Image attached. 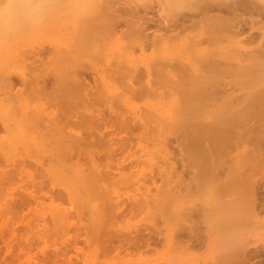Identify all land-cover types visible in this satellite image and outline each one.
<instances>
[{"label":"rangeland","instance_id":"374dc122","mask_svg":"<svg viewBox=\"0 0 264 264\" xmlns=\"http://www.w3.org/2000/svg\"><path fill=\"white\" fill-rule=\"evenodd\" d=\"M161 1L162 0H0V264H43L47 256H51L54 252L64 253V249L66 250L65 252L68 253L66 256L70 255L71 261H74V264H167L169 261L172 262L174 258H178L177 260L182 258L177 261L176 264H224L226 260L224 255L227 253V251L225 252L227 249L224 245V234L231 227L230 225L234 226L235 223L228 224L229 228L223 226L219 230L214 228L212 232L209 230L210 235H212V243L208 250L198 251L192 249L185 251L181 249L180 246L176 245L167 248L158 246L157 251H150V253L143 252L141 254L135 252L132 256L130 255L131 258L129 259L127 257L130 256H125L121 259L116 257L115 259L113 252L101 254L96 251L97 245L100 246L99 243L101 242H99L100 238L97 235L100 227L101 229L103 228V231L100 230L99 234L102 235L103 233L104 235H110L113 233L115 234L117 231L133 233L138 229L149 226L153 220H160V226L164 225L162 224L163 218L161 216L166 214L160 212V210L159 212L162 214H159V212L157 214L155 211L150 212V215H152V213L153 215L149 216V214L146 215L145 212H137L136 215L134 214L133 216L116 219L113 217L115 214L114 209H109H111L110 206L114 205L112 204L114 200L121 201V203H130L129 201L133 203L135 200L132 201V196H135L136 201L140 198L139 196H142L144 193L142 190L145 189L141 190L140 188L137 189V187H141V185L143 187L142 182H147V185L150 186V177L156 173L158 174L161 167L163 168L168 165V162L166 164L164 158L166 156V150L152 147V143L144 149L135 148L132 153L127 156L126 152L117 151L112 155L109 154L110 152L106 148L102 147L103 149H101L95 146L97 149H100L99 165H97L96 168L100 174H103L102 183L105 185V190H107L105 191L103 188H99L97 185L98 183L92 180L94 178H90L92 174L94 175L95 172L96 174L99 172L95 170L93 173V168L87 165L88 163L83 158L78 161H74V158L72 161L65 158V160H67L65 162V160L61 158L65 153L63 152L64 154H62L63 150L61 148L62 151L58 150L59 144H55L56 139H58L57 136L61 135V133L59 134V132H56L58 128L61 131H65L64 135H67L66 133L69 134L71 131L84 133L87 130L89 131V122H87L89 117L92 118L96 114H98V117H109V115H111V109L123 116L131 117L133 113L142 112L143 114L144 112V114H146L149 109L152 111V108L160 106L162 107V112L163 110H165L166 113L169 111L167 114L165 112L162 113L163 115L161 114V117L165 116L163 119H166L167 116H170L168 114H170V112L172 113L175 109L174 106L177 109V105L179 106L181 104L179 108L182 107L183 100L181 101L179 99L184 95L183 91L178 89L183 93H181V97H179V91L173 92V88H168L169 84L165 82L167 78H165V80L163 77L164 81L161 82L162 80L160 81V78L162 77L159 76L160 74L154 73V71L157 70V66L153 63L157 57H171L175 53L181 52L180 50L183 48V50H185V48L196 39L195 35L199 31V27L195 26L184 29L175 36H170L172 32H169L167 33L168 36L166 39L161 43H158L156 46L154 45V47L148 46L143 52L138 48V43L141 40L139 36L132 33L126 34L127 32L123 34L124 31L123 33L121 32L127 28L124 22L120 23L116 28L111 27V24L114 23L116 19L114 14L116 10H119L127 19H130V15L135 11L139 14L145 12L149 13L150 16H153L154 21H157L156 23L151 22L150 24V29L153 30L157 27H162L161 25L155 26V24H159L160 22L165 26L178 22L177 16L181 13H185L188 8V0H177L179 3L174 0L176 4L172 7H169L165 2L163 7L159 6L161 5ZM224 2L240 6L239 20L247 23L243 25V33L231 35L232 32L236 31L237 22L236 19L230 21L229 25L224 29L222 42L218 43V46L216 45L215 47L219 48V46H221V48H224L223 50L228 53H232L235 49H239L242 54H245L244 56L242 55L243 59L241 58L242 60H240L241 64H250L252 62L250 58L252 54H254L257 44L264 41V18H259L256 14L254 15L257 9L264 10V0H224ZM69 7L79 10L88 9L87 11H89V9H91V11L92 9L95 11L101 9L103 13L99 15L100 18H95L96 21L91 29H83V34H81V28L85 26H80V22H75L67 17H61L54 21L42 20V15L45 13L47 14L55 9ZM30 9L34 14L31 12L29 16L28 10ZM225 16L231 19V15ZM255 16L258 22H255V27L251 30L248 27V21L250 18H255ZM202 24L201 22L200 25ZM89 30L93 32H89ZM162 30L164 29L162 28ZM250 33L255 36L251 43L246 41V37ZM79 43H85L86 48H77L74 51H72L73 49L70 51L67 50L68 47H76L72 44L77 45ZM186 50L188 51L181 53L185 57H188V55L191 54H188V52L191 51L187 48ZM237 51H235V53ZM228 61V59L227 61L224 60V78L222 77L224 79V90L222 89L223 86L221 87L224 93L222 91L220 92L223 94L218 92L220 90L219 88L218 90L215 89L214 92L220 95V98L222 95L224 96V104H222L224 108H222L221 101L219 102L221 106H217L224 110V154L217 158L220 159L223 157L222 159L219 161L216 160L218 163L215 164L219 165L216 166L214 164L216 170L222 169V172L210 174L208 176V182L215 188L224 185L221 187L223 191H221V194H224H220L221 197H224H222V200H224V209L219 208V211H215V216H218L219 212V216L224 215V218L228 217L227 214L230 216H234L235 214L239 216L241 214V217H246L244 213L248 214L246 218L242 219L246 222L241 223L240 226L243 225L245 233L249 232L250 234H247V236L244 235L243 237L245 239L249 237L247 241H249L250 244L252 243V246L262 247V244H264V221H262L264 213L262 212L264 211L261 212V210L258 209L257 202L253 203L256 199L253 201L250 200V198L254 193L258 195V191L264 190V187H262V183H264V142H262L264 138L262 137L264 136L261 137V135H264V133H262V131H264V115L259 113L262 116H258L256 112V116L253 117V119L251 117L249 120L250 108L252 109V107H248L250 110L249 116L245 115V117H243L244 113L242 110L244 109V102L246 99L248 100V94H244L245 88L247 86H254L255 89L259 90L264 88V74L257 77V73L255 74L252 71L242 72L233 66V64H235L234 62L232 65L230 63L229 66ZM145 64H147L151 71L150 74L152 77L150 76L149 78H155V80L158 79L161 82L159 84V81L156 80L158 82L157 90L160 92V97H155L156 95L152 93L149 94V92L140 97L131 96V94H129L130 85H128L126 81L128 78L124 76L125 72L120 76L121 79L113 80L117 69H123L126 72L137 69L143 73L145 72ZM68 65H72L73 67L76 66L74 68H85L84 70H87L91 86L87 100H85L84 92H80L79 97L78 94L71 93L67 98L63 95L65 93L62 91L59 92L60 90H58L56 93L57 95H55L53 92L56 91L55 88L58 87L57 85L51 86L47 84L46 93L42 91L41 88H43V84L41 79L43 77L46 78L47 75L65 70ZM171 73L179 74L176 70ZM6 74L13 75L11 81L5 80L4 76ZM154 75L157 78L154 77ZM255 75L256 77H254ZM122 77H124V80ZM218 77L220 78L221 76L218 75ZM110 78L111 81H109ZM219 78L217 79L216 76L217 80H219ZM93 79H96L95 82ZM120 80H122V82ZM219 82H221V80H219ZM221 83L223 84V82ZM154 84L155 83H153V86H155ZM222 84L218 85L221 86ZM218 85L217 87H219ZM248 87L247 93L251 92L248 90L251 87ZM60 88L62 90L64 85H60ZM170 88L173 90L171 91ZM51 90L52 93L49 94ZM167 92H169V94ZM216 96L214 97L213 94L214 98L212 99H215ZM218 98L215 100L217 101ZM66 99L70 101L68 107H65L64 101ZM182 99H184V97ZM177 101H181V103ZM209 103L207 102L206 104L210 105ZM215 103H213V107L215 106L214 109L218 111L216 112L215 110V112L218 114L221 110L216 108V105H219V103L216 105ZM247 104L245 103L244 106ZM210 107V110H213L212 105ZM256 109L253 112H255ZM177 110L180 111L179 109ZM189 112L191 113V110ZM212 112L216 115L214 110ZM244 112H246V108ZM150 113L147 114L150 115ZM182 114L185 113L182 112ZM47 115L50 116L49 120H46ZM175 116L178 117L177 112ZM239 117H248V119L242 120L241 118L239 119ZM99 127H101V125ZM55 128L57 129L54 130ZM52 130L58 134H54ZM38 131H40V133ZM30 135L37 136L34 141H43L42 144L37 142L41 144V146L34 147L33 143H30ZM165 135L172 140L171 142L169 141L170 139L168 140L162 135V137L166 138V141L168 140V142L171 143L167 142V144H170L167 146L169 149L168 152H171L172 155L177 154L178 156L179 150L177 149H179V145L177 146V143L175 144L176 141L173 140L172 135ZM259 135L262 139L259 138ZM50 136L53 137V139L55 137L57 138L53 142ZM142 140L145 142V139ZM163 141H165V139ZM58 142H60L59 139ZM178 143L180 144L179 140ZM51 145L53 146V150L50 148ZM58 152H61L62 156ZM64 156L66 157V155ZM176 160L177 164L178 157ZM130 164L133 166L131 169L129 168ZM167 167L168 166H166V168ZM46 168L50 169L49 175L46 173L48 170L45 171ZM175 168L176 170L173 172H178L176 175L182 172L184 168L183 173L185 177L188 176V179L185 178L187 180H190L189 176H193L192 174H194L188 167H186V171L180 161ZM84 172L87 175H85ZM118 172H123L124 175H122V173V176H116ZM50 173L56 176L55 181ZM81 173L85 176L82 175L81 177L83 178L77 180L78 175ZM41 175L49 178H45L48 183H45L46 181L43 179L44 183L42 184L45 185L43 186L41 184L42 187L41 185H37L39 180V183L42 182L41 179L43 177ZM52 178L53 184L51 182ZM170 178H172L171 181L173 182H179L175 174ZM90 179L93 181L92 183H89L88 180ZM47 184L52 185L50 186ZM67 190L69 194L66 192ZM100 190H104L105 193L102 195V193H99L101 192ZM148 190L151 192H148L151 195V190H154V187L150 186ZM153 192L155 193V190ZM67 194L70 195V197H68ZM106 194L112 197H107ZM256 195L254 197H258ZM181 197L182 196L178 198L176 203L170 205L167 212L169 220L166 219L167 217H164L166 220L163 219L167 221L166 223L168 226L166 225V227L170 230L174 229L175 231V229L180 226L178 222L179 219L186 217L185 212L190 211L192 214L191 220L196 221V227H199L203 234L202 237H204L205 225L201 220L194 217L195 213L192 212V210H194L193 206L197 204L196 199L189 195H185V198ZM241 197L243 199H241ZM110 198L113 199L111 200ZM139 200H141V198ZM193 203L195 204L193 205ZM227 203H230L231 206L227 205ZM251 203L256 206H252ZM103 207L106 209L103 210ZM62 208L69 210V214H66L68 218L66 215L63 216L64 213ZM96 209L100 210L98 214L96 213ZM178 209H183L184 211L181 210L182 212H180ZM60 210L63 214H60ZM182 213L184 216L181 215ZM255 213H257V215ZM154 215L158 218L156 219ZM101 216H107L110 220L107 217L108 220L106 218L102 220L100 218ZM257 220L262 222H260L261 225ZM255 221L258 223L257 225H255ZM251 227H256L258 230H253ZM87 232L88 234L90 233L89 235L96 234L95 236H97L99 240L97 241V239H93L92 236H88V239L91 237V241H83ZM171 232H173V230H171ZM76 234L79 235L80 238L75 242L73 237ZM220 241L222 244H220ZM87 242L88 244H86ZM113 244L116 243L114 242ZM76 248H82L80 253H77ZM43 253H45L46 256H43ZM64 259L59 260L58 258L55 264H64ZM67 261L66 264L68 263ZM170 262L168 264H170ZM45 264H51V262H46Z\"/></svg>","mask_w":264,"mask_h":264},{"label":"bare ground","instance_id":"6f19581e","mask_svg":"<svg viewBox=\"0 0 264 264\" xmlns=\"http://www.w3.org/2000/svg\"><path fill=\"white\" fill-rule=\"evenodd\" d=\"M176 1H174V0H162L160 2L161 5H159V6L163 7L164 2H165L168 4L169 7H172L173 5L176 4ZM177 3H179V1H177ZM187 7L188 8H187V11L185 13H181L177 16L178 22H175L169 26H165L163 23L160 22L159 24H155V26L161 25L162 27H160V28L157 27L153 30L150 29V24H151V22L156 23L157 21H154L153 16H150L149 13H147V12H145L143 14H139L138 12L135 11L130 15L131 18L127 19L121 14V12L119 10L118 11L116 10V11H114L116 19L114 20V23L111 24L112 25L111 27L116 28L120 25V23L124 22V24L127 26V28L125 30H122V31L119 30V31H121L122 33L124 31L123 34H125V32H127L126 34L132 33V34H135L136 36H139L141 38V40L138 43V48L141 52H143L145 50V48L148 46L154 47V45L156 46L158 43H161L164 39H166V37L168 36L167 33H169V32H172V34L170 36H175V35H178L184 29H187L190 27H195V26L199 27V31L195 35L196 39H194L192 44H190L188 47H186L187 49H189L191 51V52H188V54L191 53L190 54L191 57H190V55H188V57H185L184 55H182L181 52L185 53L188 51V50H186V48H185L186 51L183 50L184 49L183 48L182 49L183 51L180 50L181 52L175 53L171 57L165 58V57L161 56V57L156 58L154 56L156 59H155L153 64L157 66V70L154 71V73L160 74L159 76L162 77V78L159 77L160 81L161 80H162L161 82L164 81L163 77H164V79L167 78L168 81L165 79L166 80L165 82H167V84H169L168 88L169 87L173 88L174 89L173 92L179 91L180 92V93L178 92L179 95L182 93L181 90L184 93V95H182V97H181V95L179 96V97H181L179 100H181V101L183 100L182 101V103H183L182 107L179 108V106H181V104L179 106L177 105L178 103L176 104L178 107L177 109H179L180 111H178L176 109V107L174 106L175 109L172 111V113L170 112V114H168L171 117L167 116L166 119H163V118H165V116L161 117V114L163 112H165V110H163V112H162L161 111L162 107H160V106L152 108V111L149 109L148 110L149 112L147 111V113H150V111H151L150 115L147 113L144 114V112L142 114V112H141V113H133V115L131 117L123 116L122 114H119L115 110L111 109L110 110L111 115H109V117H106V118H104L103 116L98 117V114L94 115L92 118L89 117L87 119V122H89V131L87 130L84 133L79 132V131L78 132L77 131H75V132L71 131L72 133L69 132V134L66 133L67 135H64L65 131L62 130L63 131V133H62V131L59 130V128L58 129L55 128L54 130L57 129L56 132H59V134L61 133L60 136L59 135L57 136L60 142H58V139H56L57 137H55V136L58 133H56L54 130H52V131H54V134L56 133V135L54 136L55 138L53 139V137H51V136L50 137L53 140V142L56 139L57 142L55 141V144L56 143L59 144V147L57 146L58 150L59 151L63 150L62 154L65 153L64 155H66V157L64 155L62 156L61 152H58L62 156L61 158H63V160H65V158H67V160L70 159L72 161V159L74 158V161H78L79 159L83 158L88 163L87 165H89L91 168H93V170H92L93 173L95 170L97 172H99L96 167H97V165H99L98 160L100 159V157H99V152H100L99 150L100 149H97V148L103 149L102 147H104L107 150H109V152H110L109 154H112V155H114L115 152H117V151L126 152L127 156H129L135 148L144 149L147 146H150V144H152V143H153L152 147L163 148L166 150V156L164 158H165L166 164L168 162V165H166L168 167L167 168H166V166L163 168L161 167L158 174L156 173L155 175H152L150 177V180H149L150 186L154 187L155 193L153 192L154 190H151L152 194L150 195L151 192L148 190V187H150V186L147 185V182H144V183L142 182L144 188L142 187V185H141V187H139V186L137 187V189L138 188H140L141 190L145 189V190H142V191H144V193L141 191L145 195H143L142 193H140V194H142V196L138 195L141 198V200H139L140 198L138 196L137 197L139 199H137V201L135 199V196L134 197L132 196V198H133L132 201L135 200L133 203L131 201H129L130 203H127V202L121 203V201L119 202L117 200L116 201L114 200V203H112L114 205L110 206L111 209H109V210L114 209L115 214L113 217L116 219L129 217L131 215L133 216L134 214L136 215L137 212H141V213L145 212L146 215L149 214V216H152L153 213H152V215H150V212L156 211L158 214L159 210H160V212L166 214V215H162V216L159 215V216H161L163 219H165L164 217H167L166 219H168L169 215H167V212L169 210L170 205L176 203L178 198H180V196H182L181 198H185L184 197L185 195H189L190 197H193L196 199L197 204L195 206L194 205L195 203H193L194 210H192V212L195 213L194 217L201 220L202 223L205 225L204 233L206 236L204 235V237H202L203 234L201 233V230L199 229V227H196V221L191 220L192 214L190 211H188V212H185L186 217L179 219L178 222L180 223L179 224L180 226H178L177 229H175V231H174V229H171V230H173V232H171V230L166 227V225L168 226V224L166 223L167 221H165L166 219L165 220L162 219V224H164L162 226H160L161 225V223L159 222L160 220H157V221L153 220V222L150 223L149 226L146 225L147 227L142 228V229H138L137 231H134L133 233H130V232L127 233V232H122V231L116 232L115 231L116 232L115 234L113 233L110 235H104L102 233V235H101L99 233H100V230L103 231L102 230L103 228L101 229V227H100L98 234H97L98 237L100 238V240L97 236H95L96 234L94 235L92 233L94 235L93 236V235H89L90 233L88 234V232H87L88 235L87 234L85 235V237L83 238V241L90 242L91 237H90V239H88V236H92L93 239H97V241L99 240V242L101 241L99 243L100 246L97 245V249H96V251H98L99 253H101V254L108 253L109 254L110 252H113L115 259H116V257L121 259L122 257H125V256H130V255L132 256V254L135 252L141 254L143 252H146V253L149 252L150 253V251L151 252L157 251L158 246H161L163 248H165V247L167 248V247H170L172 245H176V246H180L181 249H183L185 251L186 250L187 251L192 250V249H196L198 251L199 250H208L211 246V243H212V239H211L212 235H210V232L213 231V228L219 230L223 226L228 227L229 226L228 224L235 223L234 226L230 225L231 227L230 228L228 227L229 229L226 227L228 230L225 233L226 235L224 234V245L227 249V250H225V252L227 251V253L224 255V257L226 258V260L224 261V264H264V244H262V247L254 246V245L252 246L251 245L252 243L250 244L249 241H247V239L249 237L246 239L243 237L244 235L247 236V234H250L249 232L245 233L243 225H242L243 227L240 226L241 223L246 222V221H243L242 219L246 218L248 216V214L244 213L246 217H244V216L241 217V214L239 212V214H240L239 216L235 214L236 216L234 215L235 216L234 217V216H230L229 214H227L228 217L224 218V215L219 216L220 215V212H219V215L215 216V213H214L215 211H217L219 208L224 209V206H223L224 200H222L223 196L221 197V195L224 194V193L221 194L223 192L221 187L224 185H221V187L219 186V188H220V190H219L218 187H217L218 188L217 189V188L213 187L212 185H210L208 182V179H209L208 176L210 174H214V172H218V173L222 172V169L216 170V167H214V164L218 163V162H216V160L219 161L223 157H221L220 159H217V158L220 157L222 154H224V110L219 108L222 104H224V96L222 95L224 93L223 92V90H224V86H223L224 85V79H223L224 78V73H223V71H224V60H226V61H227V59L229 60L228 61L229 66H230V63L232 65L234 62L235 64H233V66L235 68L241 70L242 72L252 71L255 74L257 73V77H258L259 75L264 74V41H261L257 44V47L254 50V54H252V57L250 58V59H252V62L250 64L249 63L248 64H241L240 60H242L243 56L245 55V54L241 53V50L235 49V51L239 50L237 52H240L241 56L243 55L242 57L240 56V53H237V52L235 53V51L232 53L229 52L230 53L229 54L228 52L224 51L223 50L224 48H221V46H219V48L215 47L216 45L218 46V43L222 42L223 37H224V29L229 25L230 21H233V19H236L237 24H236V31L232 32L231 35H239V34L244 32L243 25H245L247 22H245V21L241 22V20H239L240 6L235 5V4H230V3L228 4L227 2H224V0H188ZM30 10H28V15L29 14L31 15L32 10L31 11ZM87 10H79L77 8H70V7L69 8L55 9L50 13L48 12L47 14L46 13L43 14L42 20L43 21H54V20L61 18V17H67L70 20H73L75 22H77V21L80 22V26H85V27L81 28V30H82L81 34H83V29L84 30L86 28L91 29V27L94 26V23L96 21L95 18L96 17L100 18L99 15H102V13H103V10L101 11V9H98L96 11L93 9H92V11H91V9H89V11H87ZM32 13L34 14V12H32ZM255 14L259 18H264V10H262V9H257L256 12H254V15ZM225 15H231V19H229ZM201 22L203 23L202 25H200ZM255 22H258L256 16H255V18H250V20L248 21L249 29L252 30L255 27L254 26ZM162 28L164 30H162ZM114 30H116V29H114ZM84 32H87V31H84ZM89 32H93V31L89 30ZM254 38H255L254 34L250 33L246 37V41H249V43H251L254 40ZM72 45L76 46V47H72V46L68 47L67 48L68 51H70L71 49H73L72 51H74L77 48H80V49L86 48L85 43H79L77 45L72 44ZM78 51H81V50H78ZM224 52H226V53H224ZM224 55H225L226 59L224 58ZM74 67H76V66H74ZM74 67L72 65H68V67L65 68V70H63V71L61 70V72L59 71L58 73H55L52 75H47L46 78L43 77L41 79L42 84H43L42 85L43 88H41L42 91H44V93H46L47 84H49L51 86L57 85L58 87L55 88L56 91H54L53 94L57 95L56 94L57 91L60 90L59 92L62 91L63 93H65L63 95H65L68 98L71 93L78 94V97H79V93L84 92L85 100H87V96L89 95L90 89H91L90 82H89L90 78L88 79L89 74H88L87 70H84L85 68L83 69V68H74ZM144 70H145V72L142 73V71H138L137 69L133 70L131 72H126L123 69H117L115 71V74H114L115 77H113V80L114 79L119 80V78L121 79L120 76L123 75V73L125 72L124 76H126V78H128V80H126V81H127V84L130 85V87H129L130 93L129 94H131V96L140 97L144 94L146 95V93L149 92V94L152 93L153 95H156L155 97H160L161 96L160 92H158V90H157V86H158L157 81H159V80L156 79L157 80L156 81L155 78L154 79L149 78L150 76L152 77V75L150 74L151 71L148 68L147 64H145ZM175 70L178 71L179 74L171 73ZM155 75H154V77L157 76V75L156 76ZM218 75L221 76L220 78H222V77L223 78L220 79L218 77ZM165 76H167V77H165ZM216 76H217V79L219 78V80H221V82H223V84L221 82H219V80L216 79ZM254 77H256V75ZM4 78L7 81H11L13 78V75L6 74L4 76ZM122 78L124 80V77H122ZM95 80H94V82H95ZM152 80H154V81H152ZM251 80L254 81L253 79H251ZM109 81H111V78ZM120 81L122 82V80H120ZM160 81H159V84L161 83ZM104 82H105V80H104ZM153 83H155L154 85L156 87L153 86ZM217 83L222 84V85L219 86ZM110 84H111V82H110ZM250 84H251V82H250ZM60 85L61 86L64 85V88H62V90L60 88ZM217 85L219 87H217ZM215 86H216V88H215ZM221 87L223 90L221 89ZM247 87L244 90V94H246V95L248 94V97L246 96L248 98V100L246 99L247 102L243 101L244 102V104H243L244 109L242 111L244 113L243 117H245V115L249 116L248 114H249V111L251 110L250 111V118H249V120H250L251 117L253 119V117L256 116V112L258 113V116L264 115V88H261V90H259V89H255L254 86L253 87L250 86L252 88V90L250 87H248V88H250L248 90H250L251 92L247 93ZM218 88L220 89L218 92H220V91L223 92V93L220 92V93H222L221 98H220V95H217L216 93H214L215 89L218 90ZM173 89H171V91ZM178 89H181V90H178ZM52 90H54V89H52ZM52 90L49 92V94L52 93ZM167 93L169 94V92H167ZM220 93H218V94H220ZM157 94H158V96H157ZM213 94H214V97L217 95L215 99H217L219 97L221 100L219 98H218L219 101L212 99V98H214ZM183 97L185 100L182 99ZM222 98H223V101H222ZM181 101L180 102L177 101V102L181 103ZM209 101H210V103H209ZM220 101L222 102L221 105L219 103ZM64 102H65V107H68V104L70 103V101L68 99H66ZM207 102L210 105L206 104ZM215 102L219 103V105ZM213 103H215V105L217 104L216 108L221 110V112L219 110L220 113L216 114V112H218V111L216 109H214L215 106L213 107V105H214ZM245 103L246 104L248 103V104L246 106H244ZM211 105H212L214 113L216 115L213 114L212 109L210 110ZM217 106H219V107H217ZM249 106L252 107V109L250 108V110H249L248 109ZM222 108H224V106ZM245 108H246V112H244ZM253 108H254V110L257 108L255 112H253L254 111ZM190 110H191V113L189 112ZM215 110H216V112H215ZM176 112H177L178 117L175 116ZM182 112L185 114H182ZM245 113H247V114H245ZM259 113H262V115H260ZM251 114H255V115H251ZM47 116H48V118H47ZM47 116H46V120L47 119L49 120L50 116L49 115H47ZM237 118H238V116H237ZM240 118L241 117H239V119ZM241 119L242 120L248 119V117L241 118ZM81 124H83V123H81ZM100 125H101V127H99ZM52 131H50V132H52ZM38 132L40 133V131H38ZM150 133H151V135H150ZM164 133L167 134V136L169 134L172 135L173 140L176 141V142L174 141L175 144L177 143L176 145L177 146L179 145L178 146L179 149H177V150H179L178 156H177V154L172 155L171 152H168L169 149L167 148V146L171 144L170 142H168V140L170 138L166 137V135ZM262 133H264V131H262ZM46 134H47V132H46ZM44 135H45V133H44ZM162 135L164 137H166L168 140L166 141V138L162 137ZM30 136H31V138H29V140L31 141L30 143H33L34 147L41 146L43 141H40V142H39V140L34 141L36 139L35 137H37V136H33V135H30ZM262 136H264V135H261V137ZM41 137H43V136H41ZM45 137H47V136H45ZM261 137L259 135V138H261ZM162 138H164L166 142L163 141L164 139H162ZM262 138H264V137H262ZM45 139H47V138H45ZM142 139H145L144 140L145 142H143ZM178 140H179L180 144L178 143ZM169 141L172 142L171 139ZM37 142H39L41 144H38ZM47 142H46V144H47ZM167 142L170 144H167ZM262 142H264V141H262ZM60 143H61V145H60ZM46 144H43V145H46ZM49 144H51V143H49ZM50 148H51V150H53L52 145L50 146ZM50 148H48V149H50ZM177 157H178V163L180 161V163H182L183 167H185L186 171H187L186 167L190 168L191 171H193V173H194V174H192L193 176H189L190 180H187L188 176L185 177V175L183 173L184 168L182 169V172H179L178 175H176L178 172H175V173L173 172L176 170L175 167L178 165V163L176 164ZM61 158H60V160H61ZM172 159H173V161H172ZM67 160H65V162ZM183 162H185V163H183ZM217 165H219V164H217ZM132 167L133 166H131V164H130L129 168L131 169ZM46 170H48V171H46ZM45 171L49 175L50 169L46 168ZM122 173L123 172H118L117 173L118 175H116V176L124 175V173L123 174ZM172 174L173 175L175 174V176L178 177V179H179L178 183H177V181H175V182L171 181L172 178H170V177L173 176ZM50 175H52V177L54 178V181H55L56 176H54L53 173H50ZM82 175H84V174L81 173L80 175H78L77 180H80V178H83V177H81ZM85 175H87V174L85 173ZM94 175L92 174L90 176V178L91 179L94 178L92 180L94 182L98 183L97 185L99 186V188H101V189L103 188L105 190V187H104L105 185L102 183V180H103L102 175L103 174H100V172L96 174V172H95ZM42 177H41L42 179L39 178L42 180V182L39 183L40 182V180H39V182H37L38 183L37 185H41L42 183H44L43 179H44V181H46L45 183H48L47 179H45L48 177L44 176V175ZM53 178H52V180L50 179L52 184H53ZM185 178H187V179H185ZM91 179L88 180L89 183L93 182ZM223 184H224V182H223ZM42 185L44 186L45 184H42ZM42 185H41V187H42ZM47 185H50V184H47ZM262 187H264V183H262ZM104 190L103 191L100 190L101 192H99V193H102V195H103L105 193ZM105 191H107V190H105ZM66 192H68V194H69L68 190ZM139 192H140V190H139ZM148 192H150V193H148ZM68 194H67V196L70 197V195H68ZM107 194H108V192H107ZM254 194L256 195V193H254ZM254 194L252 195L250 200L254 201L256 199L257 201L255 200V202H253V201L252 202L253 203L257 202L256 204L258 206V209H260L261 212L264 211V190L257 192L258 195H256V196H258V197H254L255 196ZM108 196H110V195H107V197ZM110 197H112V196H110ZM236 198H235V200L237 202ZM104 199H105V197H104ZM110 199L112 200L113 198H110ZM241 199H243V198L241 197ZM104 201H106V200H104ZM231 202H232V200H231ZM107 205H109V204H107ZM227 205H230V203H227ZM252 206H256V205L252 204ZM107 207H109V206H107ZM62 209H63L62 211L64 214L61 212V210H60V214L62 213L63 216L66 214H69L68 209H65V208H62ZM105 209L106 208H104L103 210H105ZM172 209L175 210L174 208H172ZM181 210H183V209H181ZM181 210H179V211L182 212ZM98 212H100L99 209L97 210L96 213L98 214ZM160 212H159V214H162ZM234 212H235V210H234ZM262 213H264V212H262ZM255 214L257 215V213H255ZM181 215L184 216L183 213ZM57 216H59V215H57ZM63 216H60V217L65 218ZM106 217L101 216L100 218L103 220ZM67 218H68V216H67ZM107 218L109 219V217H107ZM155 218H156V216H155ZM259 220H261V219H259ZM259 220H257V221L259 222ZM262 221H264V218H262ZM97 222H99V221H97ZM99 223H101V222H99ZM255 223H256V221H255ZM261 223H260V225H261ZM257 224L258 223H256L255 225H257ZM100 225H102V224H100ZM100 225H98V226H100ZM238 225H239V227H238ZM244 225H246V224H244ZM252 228L253 227H251V229ZM247 229H249V228H247ZM255 229H257V228L256 227L253 228V230H255ZM209 230H210V232H209ZM249 231H251V230L249 229ZM246 232H247V230H246ZM73 238H74V241L76 242L80 238V236L76 234ZM221 241H220V244H222V242H223V241L222 242ZM88 242L86 244H88ZM114 242L116 244H113ZM81 249L82 248H76L77 253L78 252L80 253ZM65 251L66 250L64 249V253L63 252L62 253H59V252L55 253L54 252L52 255L50 254L51 256H47L46 259H44L45 258L44 257L43 258L44 259L43 264H45L46 262H51V264H55V262L58 260V258H59V260L66 258L68 261L66 259H64L65 260L64 264H66V261L68 262L67 264H74V261H71L70 255L66 256V254L68 255V253H66ZM82 252H83V250H82ZM81 255H82V253H81ZM43 256H46L45 253H43ZM131 256L127 257V258L129 259V258H131ZM177 259L178 258H174L172 260V262H170L169 260L168 261L170 262V264H176V262L182 258H179V260H177Z\"/></svg>","mask_w":264,"mask_h":264}]
</instances>
